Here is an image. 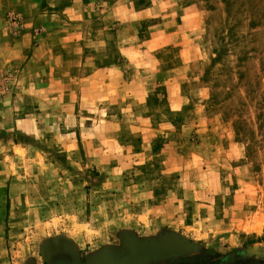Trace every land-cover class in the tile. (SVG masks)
Segmentation results:
<instances>
[{
	"label": "rangeland",
	"instance_id": "374dc122",
	"mask_svg": "<svg viewBox=\"0 0 264 264\" xmlns=\"http://www.w3.org/2000/svg\"><path fill=\"white\" fill-rule=\"evenodd\" d=\"M84 1L0 0V264H264V0Z\"/></svg>",
	"mask_w": 264,
	"mask_h": 264
},
{
	"label": "crops",
	"instance_id": "0c3cea01",
	"mask_svg": "<svg viewBox=\"0 0 264 264\" xmlns=\"http://www.w3.org/2000/svg\"><path fill=\"white\" fill-rule=\"evenodd\" d=\"M82 2H83V4H82ZM73 3L76 4L77 6L79 4H82V6L85 7V1L84 0H74ZM88 5H89V3H88ZM83 7H81L82 10H85V8H83ZM80 12L81 13H71L70 12L71 14H73V17H70V18H79V15L83 14L82 11H80ZM80 17H82V15H80ZM36 18L40 19L41 21L52 20L53 19V17L48 19V18H46L43 15H41L40 17L37 16ZM49 25H50V23H49ZM20 50L22 52H24V54L26 53V57L24 59V66L25 67H30V65H33V64L36 65V63H37V60H36L37 55L36 54L40 51V45H38V46H36L34 48H32L30 46H26V45H21L20 46ZM4 58H5L4 56L0 58L1 59L0 60V64H2V63H3V65L5 64L3 62ZM51 259H52L53 264H56L55 260H58V259L60 261L69 260L68 264H76L77 263L76 259H75V257L73 255H70L69 253H66L64 251H59L57 259H54V258H51Z\"/></svg>",
	"mask_w": 264,
	"mask_h": 264
},
{
	"label": "flooded vegetation",
	"instance_id": "af4514ba",
	"mask_svg": "<svg viewBox=\"0 0 264 264\" xmlns=\"http://www.w3.org/2000/svg\"><path fill=\"white\" fill-rule=\"evenodd\" d=\"M69 263V260H63L61 262H58L57 264H68Z\"/></svg>",
	"mask_w": 264,
	"mask_h": 264
},
{
	"label": "water",
	"instance_id": "95a60500",
	"mask_svg": "<svg viewBox=\"0 0 264 264\" xmlns=\"http://www.w3.org/2000/svg\"><path fill=\"white\" fill-rule=\"evenodd\" d=\"M58 251H56L52 256H55L56 254H58L57 253ZM50 264H53V262L50 260ZM121 264V263H120ZM126 264H128L127 262H126Z\"/></svg>",
	"mask_w": 264,
	"mask_h": 264
}]
</instances>
